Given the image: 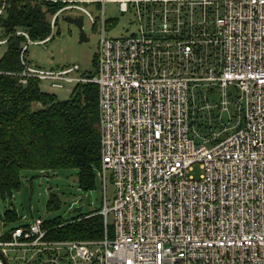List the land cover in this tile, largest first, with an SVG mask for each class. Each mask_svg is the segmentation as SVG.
Listing matches in <instances>:
<instances>
[{
	"label": "built area",
	"instance_id": "2783aa9c",
	"mask_svg": "<svg viewBox=\"0 0 264 264\" xmlns=\"http://www.w3.org/2000/svg\"><path fill=\"white\" fill-rule=\"evenodd\" d=\"M44 1L59 5L53 28L75 8L99 33L89 74L77 63L33 65L28 42L50 36L32 40L20 29L27 43L18 73L23 84L98 83L105 232L52 239L37 217L0 235V264H11L8 246L32 247L22 264H264V0ZM108 1L130 13L131 32L108 33L116 26ZM212 110L237 126L203 132L194 118Z\"/></svg>",
	"mask_w": 264,
	"mask_h": 264
},
{
	"label": "trees",
	"instance_id": "16d2710c",
	"mask_svg": "<svg viewBox=\"0 0 264 264\" xmlns=\"http://www.w3.org/2000/svg\"><path fill=\"white\" fill-rule=\"evenodd\" d=\"M2 5L0 28L8 49L0 58V196L12 195L21 185L22 169L55 173L75 168L81 188H95L102 167L98 83L77 82L69 98L61 99L42 90L39 78L30 77L27 83H21L18 73L24 67L20 54L27 37L17 31L26 30L32 40L51 38V20L59 5L44 0H0ZM116 24V18L108 22L109 27ZM194 123L203 132L214 125L203 113L196 115ZM58 206L59 196L52 193L47 207L51 210ZM102 207L68 220L45 221L47 237L103 238L106 224ZM4 217V223L11 222L18 219V214L7 209Z\"/></svg>",
	"mask_w": 264,
	"mask_h": 264
},
{
	"label": "rangeland",
	"instance_id": "374dc122",
	"mask_svg": "<svg viewBox=\"0 0 264 264\" xmlns=\"http://www.w3.org/2000/svg\"><path fill=\"white\" fill-rule=\"evenodd\" d=\"M36 1V0H33ZM106 13L108 17H115L117 24L108 30V33L114 35L131 32L135 25L132 22L130 13L124 14L117 2H106ZM88 8L95 16H99L101 11L95 4H89ZM65 15L80 16L83 19L84 31L88 37L87 40L80 41L79 27L67 21ZM3 30L0 28V39L4 37ZM26 44V42H25ZM99 33L91 25L90 18L85 11L70 8L63 11L57 19L53 28V36L43 42H28L26 58L33 65L42 68H60L62 66L79 65V71L96 70L95 57L98 51ZM8 45L6 42L0 43V58L4 55ZM44 91L52 92L61 99L69 98L77 82H68L63 87H52L48 79L39 82ZM214 114L209 118V123L214 124V130L218 131L220 136L232 131L238 124V118L229 120L230 114L224 113L219 117L218 110L211 111ZM230 122H229V121ZM199 176L200 169L197 166L194 173ZM52 193L58 194L60 206L51 210L47 204ZM107 198L108 203H112L114 188L107 171ZM81 211H74L75 207L81 206ZM104 205V184L100 171L96 176V187L90 190L81 188L78 181V171L75 168H62L54 172H42L37 169L21 170V185L13 190L12 195L8 197L0 196V220L4 219L7 209H14L18 214V219L5 224H0V235L11 228L27 224L34 221L37 217L44 220L71 219L81 213H88ZM109 222H113L112 212L109 214ZM32 247L8 246V257L11 264H22L24 259L20 256L28 257L32 253ZM38 254H36V257ZM28 262L27 264H33Z\"/></svg>",
	"mask_w": 264,
	"mask_h": 264
},
{
	"label": "water",
	"instance_id": "95a60500",
	"mask_svg": "<svg viewBox=\"0 0 264 264\" xmlns=\"http://www.w3.org/2000/svg\"><path fill=\"white\" fill-rule=\"evenodd\" d=\"M65 19L71 23H74L76 24L78 27H79V30H80V37H79V40L80 41H84V40H87L88 37L84 31V27H83V19L82 17L80 16H71V15H65ZM82 210V205L81 206H78V207H75L74 208V211H81Z\"/></svg>",
	"mask_w": 264,
	"mask_h": 264
}]
</instances>
